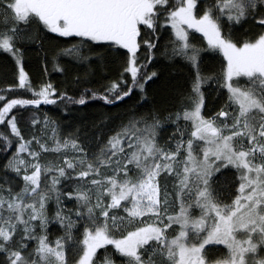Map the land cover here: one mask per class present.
I'll list each match as a JSON object with an SVG mask.
<instances>
[{
  "label": "snow or ice",
  "instance_id": "obj_1",
  "mask_svg": "<svg viewBox=\"0 0 264 264\" xmlns=\"http://www.w3.org/2000/svg\"><path fill=\"white\" fill-rule=\"evenodd\" d=\"M29 46L45 72H83L34 83ZM0 51L16 68L0 88V264H264V0H0ZM93 57L118 60L114 78L90 86ZM177 57L176 110L140 111L148 69ZM209 87L222 103L206 114ZM89 104L124 107L67 132L41 111Z\"/></svg>",
  "mask_w": 264,
  "mask_h": 264
},
{
  "label": "trees",
  "instance_id": "obj_2",
  "mask_svg": "<svg viewBox=\"0 0 264 264\" xmlns=\"http://www.w3.org/2000/svg\"><path fill=\"white\" fill-rule=\"evenodd\" d=\"M255 27L251 21L244 24L242 27H237L235 31L240 32L243 28ZM200 35L195 34L193 37V42L199 44ZM54 34H51L47 40L46 44L53 39ZM167 39V36L161 38V43ZM25 70L29 73L30 79L35 82H40L42 80H51L54 84H57L59 87H64L62 81L70 80L72 75H75L77 71L83 72V68L77 69L75 62L65 58L62 60V63L69 64V70L60 73L55 71L52 68V65L49 63L47 65V72H45V62L43 59V52L37 47L29 46L25 51ZM92 63L96 65V74L93 77V85L95 86L97 81H107L114 78V74L119 71L118 60H108L105 67H99L100 61L96 58H92ZM155 69L159 73V78L154 79L149 84V93L147 101H140V111H148L152 108H157L161 111H164L165 114L167 111H175L174 103L175 97L171 95L173 89L179 90L186 83L189 69L186 64L177 57L175 61H167L160 59L148 71ZM219 63L217 60L212 58H205V61L202 65L203 74H211L215 71H218ZM16 73V68L14 65L13 59L10 55L0 51V88L5 87L7 84L14 83V77ZM71 91V89H69ZM22 92H17L16 95H22ZM138 99V98H134ZM222 103V98L218 95L217 90L214 88H207L205 90V105L204 112L210 113L218 110L220 104ZM126 104L131 106L133 104L132 100L126 101ZM123 105L117 104L116 107L112 106H101L100 104H89L87 107H78L72 109L71 115L62 113L58 110L55 105H42L41 111L48 113L53 118L61 122V127L64 132L71 131L75 126L80 125L82 130L84 126H91L93 120L98 119L96 113L98 111L104 112H117L120 110ZM32 109H29L31 111ZM183 123V122H181ZM173 131L171 126H166L160 131V136L162 139H167L168 135ZM49 231L54 235H59L58 225L51 224L49 225ZM216 249H214L215 251ZM220 252L224 251L223 246H219L218 249ZM98 259L101 258L104 254L103 249H98ZM109 251L111 248L109 247ZM118 259V258H117Z\"/></svg>",
  "mask_w": 264,
  "mask_h": 264
}]
</instances>
